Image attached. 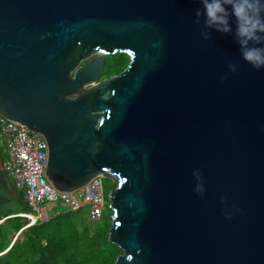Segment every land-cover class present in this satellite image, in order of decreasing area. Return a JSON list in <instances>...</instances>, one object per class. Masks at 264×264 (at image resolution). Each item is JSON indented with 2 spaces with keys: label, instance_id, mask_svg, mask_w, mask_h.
<instances>
[{
  "label": "water",
  "instance_id": "95a60500",
  "mask_svg": "<svg viewBox=\"0 0 264 264\" xmlns=\"http://www.w3.org/2000/svg\"><path fill=\"white\" fill-rule=\"evenodd\" d=\"M229 22L201 0H0V114L45 137L58 190L115 183L114 264H264V69Z\"/></svg>",
  "mask_w": 264,
  "mask_h": 264
},
{
  "label": "trees",
  "instance_id": "16d2710c",
  "mask_svg": "<svg viewBox=\"0 0 264 264\" xmlns=\"http://www.w3.org/2000/svg\"><path fill=\"white\" fill-rule=\"evenodd\" d=\"M127 64L122 57L113 71V65L107 63L102 78L120 74ZM20 211H30L25 199L21 200ZM105 217L111 220V212ZM94 224L84 212H61L23 230L9 245L7 234H16L17 229L14 220L6 219L0 223V264H114L122 250L108 239L111 223L102 229Z\"/></svg>",
  "mask_w": 264,
  "mask_h": 264
},
{
  "label": "built area",
  "instance_id": "2783aa9c",
  "mask_svg": "<svg viewBox=\"0 0 264 264\" xmlns=\"http://www.w3.org/2000/svg\"><path fill=\"white\" fill-rule=\"evenodd\" d=\"M0 142L7 150L4 170L25 192L31 208L30 213L19 214L27 219L22 230L61 212H84L90 223L101 222L109 214L102 176L74 192L60 191L53 185L47 176L49 145L39 132L14 124L0 114ZM52 207L55 209L50 212Z\"/></svg>",
  "mask_w": 264,
  "mask_h": 264
},
{
  "label": "clouds",
  "instance_id": "9594fccd",
  "mask_svg": "<svg viewBox=\"0 0 264 264\" xmlns=\"http://www.w3.org/2000/svg\"><path fill=\"white\" fill-rule=\"evenodd\" d=\"M203 4V15L205 25L215 28L217 31L230 32L231 25L229 17L236 19V36L240 44L243 60L256 70L264 69V0H201ZM231 11H229V7ZM201 11L197 9L196 16H201ZM205 38L208 33L202 31ZM230 72H236L238 65L229 64ZM227 79V75L224 76ZM193 175L197 179L194 191L201 197L204 194V184L202 182L203 173L200 169H194ZM224 197H221L223 201ZM231 217L233 214H225Z\"/></svg>",
  "mask_w": 264,
  "mask_h": 264
},
{
  "label": "crops",
  "instance_id": "0c3cea01",
  "mask_svg": "<svg viewBox=\"0 0 264 264\" xmlns=\"http://www.w3.org/2000/svg\"><path fill=\"white\" fill-rule=\"evenodd\" d=\"M0 144V218H4V216L8 215L6 218L2 219L0 223H3L6 219L15 220L18 218L23 221L17 220L14 223L20 224L21 228H23L27 223V219L19 216V214L25 213L20 211L21 200H26L25 192L17 187L14 179L4 170L7 150L3 143L0 142ZM2 150L4 151V156L1 153ZM26 213L30 212L28 211ZM14 231L16 232L15 229ZM22 231L21 229L18 233Z\"/></svg>",
  "mask_w": 264,
  "mask_h": 264
},
{
  "label": "rangeland",
  "instance_id": "374dc122",
  "mask_svg": "<svg viewBox=\"0 0 264 264\" xmlns=\"http://www.w3.org/2000/svg\"><path fill=\"white\" fill-rule=\"evenodd\" d=\"M125 58L126 60H127V62L129 61V57L127 56V55H125V54H122V53H117V54H114V55H109V56H107V62H108V64H112L113 65V71L114 70H116V68H117V66H115V65H117V63H118V61L119 60H121V58ZM106 67H107V65H106ZM103 77H104V75H103ZM1 145V144H0ZM2 155L4 156V151L2 150ZM103 183H104V187H105V192H106V195H107V192L109 191L110 192V190H112L114 187H115V183L112 181V180H110V179H108V178H104L103 177ZM108 200V199H107ZM108 202V201H107ZM59 208L60 209H62V207H60L59 206ZM106 208L111 212V215H112V211H111V209L109 208V202L107 203V205H106ZM54 207H52L51 209H50V212H53L54 211ZM29 212H31V210L29 211ZM17 220H20V221H23V220H21V219H15L14 220V222L15 221H17ZM108 222H110L111 223V220H109V219H107L106 217L103 219V221H101V222H98V223H95L94 224V226L96 227V228H98V229H102V228H104V225L106 224V223H108ZM15 228L17 229L16 230V234H12V232L10 233L9 231H7V232H9L10 234L8 235L7 234V236L9 237V240H8V243H9V245L16 239V237H17V235H19L20 233H18V232H20V230L22 229L21 228V225L20 224H15ZM9 230H12V228L10 229V227L8 228ZM22 235V234H21Z\"/></svg>",
  "mask_w": 264,
  "mask_h": 264
},
{
  "label": "flooded vegetation",
  "instance_id": "af4514ba",
  "mask_svg": "<svg viewBox=\"0 0 264 264\" xmlns=\"http://www.w3.org/2000/svg\"><path fill=\"white\" fill-rule=\"evenodd\" d=\"M107 63H108V62H107V59H106V65H107ZM102 77H103V76H102ZM105 78H107V77H105ZM105 78H101V79H105Z\"/></svg>",
  "mask_w": 264,
  "mask_h": 264
}]
</instances>
